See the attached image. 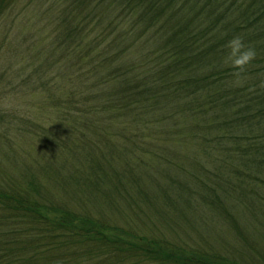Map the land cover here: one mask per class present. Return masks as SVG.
<instances>
[{
    "label": "trees",
    "instance_id": "obj_1",
    "mask_svg": "<svg viewBox=\"0 0 264 264\" xmlns=\"http://www.w3.org/2000/svg\"><path fill=\"white\" fill-rule=\"evenodd\" d=\"M55 27L63 135L0 108V139L47 140L44 171L84 211L5 152L0 264H264V0H70Z\"/></svg>",
    "mask_w": 264,
    "mask_h": 264
},
{
    "label": "rangeland",
    "instance_id": "obj_2",
    "mask_svg": "<svg viewBox=\"0 0 264 264\" xmlns=\"http://www.w3.org/2000/svg\"><path fill=\"white\" fill-rule=\"evenodd\" d=\"M69 1L16 0L0 23V108L19 117H28L36 121L35 123L43 121L47 130L57 132L58 135H63L61 134L63 132L57 125L56 120L59 118L56 119V114L59 115L63 110L58 104L64 99L57 101V94L54 95L51 88L45 84L56 72L52 60L63 59L59 55L61 52L56 49L58 42L56 43L55 39L58 28L55 26L60 13ZM26 77L29 80L25 82ZM51 82L53 83V80ZM59 96L60 94L58 98ZM159 135L153 133L155 137ZM10 140L12 141L6 146L0 139L2 174L7 176V173L12 174L15 170L12 161H7V156L10 154L17 160L18 167L25 166L28 172L36 174L41 187L39 191L43 194L41 199L54 205H61L65 200L68 202V208L84 211V206L79 200H75L72 194L64 195L63 186L51 180V172H54L55 166H52L53 171H49L48 168L47 172L44 171V160L47 158L45 154L52 150L47 140L40 137L31 140L21 132L14 133ZM91 142L93 145L95 141ZM78 143L79 141H76V144ZM92 145L84 146L81 152L79 149L76 150L71 159L74 164L61 172L82 169L85 165L84 156L93 153ZM5 152L9 154H4Z\"/></svg>",
    "mask_w": 264,
    "mask_h": 264
},
{
    "label": "clouds",
    "instance_id": "obj_3",
    "mask_svg": "<svg viewBox=\"0 0 264 264\" xmlns=\"http://www.w3.org/2000/svg\"><path fill=\"white\" fill-rule=\"evenodd\" d=\"M228 49L224 56V63L243 70V68L255 57V51L247 47L240 36H234L227 41Z\"/></svg>",
    "mask_w": 264,
    "mask_h": 264
}]
</instances>
